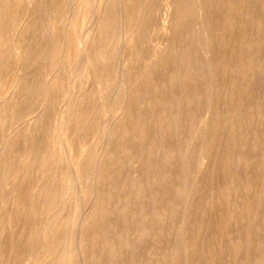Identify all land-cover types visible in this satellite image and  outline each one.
<instances>
[{
	"label": "rangeland",
	"instance_id": "1",
	"mask_svg": "<svg viewBox=\"0 0 264 264\" xmlns=\"http://www.w3.org/2000/svg\"><path fill=\"white\" fill-rule=\"evenodd\" d=\"M195 1L0 0V264H264V0Z\"/></svg>",
	"mask_w": 264,
	"mask_h": 264
},
{
	"label": "bare ground",
	"instance_id": "2",
	"mask_svg": "<svg viewBox=\"0 0 264 264\" xmlns=\"http://www.w3.org/2000/svg\"><path fill=\"white\" fill-rule=\"evenodd\" d=\"M195 2H198V0H196ZM120 10H121V8H120ZM121 13V12H120ZM109 14V13H108ZM201 14V13H200ZM116 25V24H115ZM121 41V40H120ZM192 61V60H191ZM175 108V107H174ZM34 117V116H33ZM107 135V134H106ZM209 146H210V144H207L206 143V145L204 146V148L205 149H207V148H209ZM236 165H237V163H235ZM96 169V168H95ZM96 171V170H95ZM127 181V180H126ZM129 183V182H128ZM97 195V194H96ZM42 229V228H41ZM81 252H80V250H79V254H80ZM143 254V253H142ZM81 256V255H80ZM78 258H79V256H78ZM82 259V258H81ZM78 260V259H77Z\"/></svg>",
	"mask_w": 264,
	"mask_h": 264
}]
</instances>
